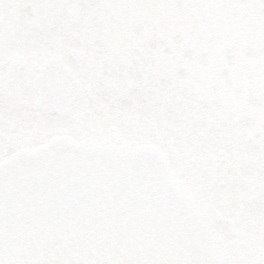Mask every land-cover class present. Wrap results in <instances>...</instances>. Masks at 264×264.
I'll use <instances>...</instances> for the list:
<instances>
[{"label":"snow or ice","instance_id":"obj_1","mask_svg":"<svg viewBox=\"0 0 264 264\" xmlns=\"http://www.w3.org/2000/svg\"><path fill=\"white\" fill-rule=\"evenodd\" d=\"M120 7L146 10L131 23L174 58V87L205 64L199 48L185 46L194 19L208 25L209 13L252 9L264 29V0H0V264H264V136L240 187L231 157L209 152L197 127L167 114L174 88L151 87L149 74L136 87L97 93L53 61L46 28L32 24L38 13ZM13 34L29 59L13 60ZM110 48L95 50L102 70L113 66ZM248 55L243 38L222 47L217 90L264 114V73L240 76ZM137 67L149 71L142 56ZM199 104L191 95L188 111L202 116Z\"/></svg>","mask_w":264,"mask_h":264},{"label":"rangeland","instance_id":"obj_2","mask_svg":"<svg viewBox=\"0 0 264 264\" xmlns=\"http://www.w3.org/2000/svg\"><path fill=\"white\" fill-rule=\"evenodd\" d=\"M104 3H130L133 0H116L109 1L103 0ZM115 11V12H114ZM99 9L93 12L84 13L78 18L77 22H73L68 16L65 18L67 27L71 24L70 29H79L80 33L75 39H66V50L69 48H78L86 53V58L81 67H76L80 72L81 78L87 79L89 84L99 88L98 82L105 81V75L112 79V83L119 86H128L133 81H139L142 73L137 67L138 62L142 56V65L145 67L149 60L154 64H160L158 70L155 69L158 75V83L152 84L158 90H172L175 89V94L170 95L167 100V114L177 122L187 121L189 124L200 128L199 132L207 128L208 125H204L202 120L206 119L208 101L211 99L212 106L215 109L224 105L222 111H226V116L231 114L241 116H252V112L249 108L243 106H237L233 102L234 93H229L222 89L217 90L219 86V67L222 63L220 51L223 46L230 45L232 42L240 40L241 38L247 41V47L249 48V55L242 61L240 67V76L245 81L250 80L259 73H264V57L260 56L261 49H264V29L257 18V13L252 9H232L227 12H213L208 15L214 17L212 22L208 25H202L199 20L194 19L188 28L186 37V47L199 48L202 55L205 57V64L203 68L199 63L192 65L190 72L186 71L185 79L180 87H174L173 80L176 73H173L172 66L174 58L169 57L164 52L159 50V42L153 35L151 30H143L142 26L134 25L131 22L137 19L139 16L148 14L146 10L137 8L120 7ZM125 17L131 25L132 29L138 36H143L141 42L136 43L133 38L124 31L123 22L121 16ZM161 20L173 19L172 14L164 10H155L151 13ZM107 19H112L115 23L116 29L126 40H133L135 42L133 53H123L120 55L113 50L111 41L106 33ZM73 22V25L72 23ZM107 41L111 48V61L113 66L111 73L107 70H102L98 67V62L95 56V50L103 46ZM119 65H123L121 68ZM154 69V68H153ZM121 71L128 75L126 81H120L119 75ZM101 72L102 77H97ZM204 76L203 74H207ZM102 86V85H101ZM105 89V87H102ZM115 89L111 88V92ZM197 95L200 99L198 108L203 114L202 116H196L194 113L188 111V98L191 95ZM207 94V95H204ZM173 107H176L174 110ZM261 114V113H260ZM187 117V119H185ZM232 116L230 117V119ZM246 124L251 121L246 120ZM181 126L183 124L181 123ZM249 128V125H246ZM251 128V127H250ZM248 131V129H246ZM201 134V133H200ZM203 137V144L207 146V150L213 154L219 153L224 156L221 150L223 145L230 143L232 140L231 135L215 134L207 135L201 134ZM218 140V144H215L214 149L209 148L207 141ZM222 153V154H221Z\"/></svg>","mask_w":264,"mask_h":264},{"label":"flooded vegetation","instance_id":"obj_3","mask_svg":"<svg viewBox=\"0 0 264 264\" xmlns=\"http://www.w3.org/2000/svg\"><path fill=\"white\" fill-rule=\"evenodd\" d=\"M75 12L76 9L62 10L61 19H63L64 21V26L60 29L54 27L48 33L47 36L48 51L51 53V55L57 54L62 56L65 63L71 66L74 70H76L75 68L77 67V65L73 57L70 55L71 49H69L68 52L66 50L65 40L77 38L76 36L79 35L80 30H71V24L67 27L65 18L66 16H68L73 21L71 17ZM28 15L32 16V13L29 11ZM73 22L70 23H72L73 25ZM10 47L12 50V56L14 61L17 59L27 60L30 58L29 50L27 49L24 41L18 40L15 34H13L12 36ZM158 67V64L154 65L155 69H157ZM155 69H151V76L155 77L153 84L158 83V75H156L157 72L155 71ZM107 71L108 73H111V69H107ZM99 74L100 75L97 77L98 79L102 77L101 72H99ZM203 75L208 76V73ZM98 84H100L99 88H96L94 85H90L89 87L95 92L100 93L102 95L110 94L111 89L105 87V81L98 82ZM103 86L105 87V89L102 88ZM118 87L119 85L117 84H114L112 86V88L115 90H117ZM175 92L176 91L174 89V91H172V95H174ZM173 109L175 110L176 107H173ZM207 109L208 111L206 112V120L208 121V126L206 128V131L211 136L217 133L224 134L226 136L231 135L232 137L230 143H227L228 139H226V144L223 145V149L221 150V152L225 157H231V159L235 162L234 171L236 175L240 178V187H243L244 182L248 179V176L251 173V165L246 157L251 147L255 143L259 142L260 138L264 136V114H260L259 112L252 110V116L246 118L244 116H240L239 114H231L230 116H226L225 112H222V110H215V108L211 104L208 105ZM168 114L170 113L168 112ZM231 116L232 118L230 119ZM237 116L239 117L238 119H236ZM246 120L251 121V123L246 124ZM232 122H234L235 128L229 129L225 127L226 124H230ZM246 125H250L251 128H247ZM246 129H248V131ZM209 147L212 146L209 145Z\"/></svg>","mask_w":264,"mask_h":264},{"label":"bare ground","instance_id":"obj_4","mask_svg":"<svg viewBox=\"0 0 264 264\" xmlns=\"http://www.w3.org/2000/svg\"><path fill=\"white\" fill-rule=\"evenodd\" d=\"M111 1H116V0H109ZM111 10H115V8H111ZM115 12V11H114ZM122 18V22H123V27H124V31L129 34L133 40L138 43L141 42L143 40V36H137L136 33L134 32V30L132 29V25L131 23L125 19V17H123V15L121 16ZM106 26H107V35L111 41V44L113 46V50L116 51V53L120 54V55H125L123 54L125 53H133L134 49L133 47H130L124 40V37L119 33V31L116 29L115 23L112 19H107L106 22Z\"/></svg>","mask_w":264,"mask_h":264},{"label":"water","instance_id":"obj_5","mask_svg":"<svg viewBox=\"0 0 264 264\" xmlns=\"http://www.w3.org/2000/svg\"><path fill=\"white\" fill-rule=\"evenodd\" d=\"M60 11H61V10H56L54 13H43V14H44V15H47V16H46V19H51V20H53V19H57V18H59ZM41 14H42V13H38V14H36V15H37V17H40L39 15H41ZM74 55L77 57V59H78L79 62L82 61L83 53H80V54H78V55L74 54ZM52 59H53L54 62L58 63L60 67H62V69H63V71H64L65 73H69V74H73V73H75L72 69H70L69 67L65 66L64 62H63L60 58H58V57H53Z\"/></svg>","mask_w":264,"mask_h":264}]
</instances>
